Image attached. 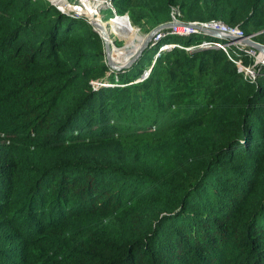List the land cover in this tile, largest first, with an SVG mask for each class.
I'll use <instances>...</instances> for the list:
<instances>
[{
	"label": "trees",
	"instance_id": "1",
	"mask_svg": "<svg viewBox=\"0 0 264 264\" xmlns=\"http://www.w3.org/2000/svg\"><path fill=\"white\" fill-rule=\"evenodd\" d=\"M112 4L264 44V0ZM204 41L225 42L169 34L112 71L86 19L0 0V264H264V71Z\"/></svg>",
	"mask_w": 264,
	"mask_h": 264
},
{
	"label": "built area",
	"instance_id": "2",
	"mask_svg": "<svg viewBox=\"0 0 264 264\" xmlns=\"http://www.w3.org/2000/svg\"><path fill=\"white\" fill-rule=\"evenodd\" d=\"M71 2L70 0H65L66 5L64 8H59V10L62 11V13H65L71 17L75 18H84L86 19L89 24H92L93 21L90 17H88L85 13L89 11L88 9L94 7L96 8V12L100 10L102 6L109 5L108 7L111 8L112 13L114 16L110 21L116 20L120 15H118L116 9L114 8L112 4V0H78ZM55 5V4H54ZM109 8V9H110ZM177 13V14H176ZM98 14H96L97 16ZM181 14L178 12L177 9H174L172 12V22L173 26L163 29L159 31L152 40V45H156L158 41L169 34H177L180 36H188L194 33L197 34H204L208 35L204 32L206 31H214L222 35V37L217 38L219 40H223L225 42H217V41H204L202 44H200L198 49H204V50H216L221 49L224 51L229 57L230 52L238 53L243 52L250 63L247 64L242 59L234 60V63L236 67L239 69V71L244 75L246 80H249L251 83H256L257 78L260 77L262 72L264 71V51H260L256 49L255 47H252L244 42L245 39H250L253 42H257L255 40L256 35H246L243 33V31L239 27H232L220 20H211V21H197V22H184L180 19ZM121 18H126L128 21H130V18L128 15H121ZM130 24L132 25L131 21ZM183 28L182 32H178V28ZM260 34V33H259ZM259 43V42H257ZM110 44L113 45V42L110 41ZM264 47L263 43H259ZM114 46V45H113ZM175 47H181L177 44H165L162 45L159 48L158 57L160 53L163 51L171 50ZM195 47L187 48V51L194 50ZM150 71H145L143 78H147Z\"/></svg>",
	"mask_w": 264,
	"mask_h": 264
},
{
	"label": "rangeland",
	"instance_id": "3",
	"mask_svg": "<svg viewBox=\"0 0 264 264\" xmlns=\"http://www.w3.org/2000/svg\"><path fill=\"white\" fill-rule=\"evenodd\" d=\"M59 3L62 2V0H57ZM56 0L53 1V3H57ZM71 2L77 1L78 0H70ZM109 5H104L100 8L98 13L96 12V8L92 7L88 9L85 14L90 17L92 20H100L102 23H107L112 19L114 14L111 11V8L108 7ZM56 7V6H55ZM110 8V9H109ZM96 14H98L96 16ZM177 14V13H176ZM121 16V15H120ZM114 24L110 26V34L112 36L111 41L113 42V45H111V49L113 47L115 48L114 51H112V56L114 58V61L119 64H125L129 59L133 56V53H135L141 46V43L145 41V37L149 34L146 32L144 29L137 28L135 26L130 25V21L125 18H117L116 21L112 20ZM172 21H169L170 23ZM115 24L117 25L118 28V33L115 31ZM167 24V23H166ZM130 25V26H129ZM108 27V25H106ZM123 28V29H120ZM183 28H178V32H182ZM100 36V35H99ZM101 37V36H100ZM126 47V48H125ZM105 51V50H104ZM125 52H128L129 57L126 56L125 59L122 57L125 55ZM115 53L120 54L121 58L117 59L115 58ZM108 59V55H106V60ZM108 63V60H107Z\"/></svg>",
	"mask_w": 264,
	"mask_h": 264
},
{
	"label": "water",
	"instance_id": "4",
	"mask_svg": "<svg viewBox=\"0 0 264 264\" xmlns=\"http://www.w3.org/2000/svg\"><path fill=\"white\" fill-rule=\"evenodd\" d=\"M51 4L54 5L53 3H51ZM91 26L93 27L94 31L97 32L101 36V38H102V40L104 42V49H105L106 55H108V59L107 60H108V66L110 67V69L112 71H123V70L129 69L132 65H134L141 58V56L143 55L145 50L149 48L150 43L152 42L154 36L159 31L173 26V23H167V24L158 26L155 29H153L145 37V41L143 42L142 46L139 48L137 53L134 55L133 59L129 63L124 65V66H116L109 59L110 50H111V48H110L111 44H110V41H109V36H108L106 27L103 28V27H101V25L94 24V23H92ZM100 28H101V30H100ZM204 32L207 33L208 35L216 37V38L222 37V35H220L217 32H214V31L211 32V31L204 30ZM244 42L247 43L248 45L252 46V47H255L256 49H258L260 51H264V47L261 44L257 43V42H253L250 39H245Z\"/></svg>",
	"mask_w": 264,
	"mask_h": 264
},
{
	"label": "bare ground",
	"instance_id": "5",
	"mask_svg": "<svg viewBox=\"0 0 264 264\" xmlns=\"http://www.w3.org/2000/svg\"><path fill=\"white\" fill-rule=\"evenodd\" d=\"M49 1H51L52 3H53V1L54 0H49ZM57 1V0H56ZM53 4H55V6H57V7H59V8H64L65 7V5H66V2H65V0H62V2H58L57 1V3L55 2V3H53ZM120 17V16H119ZM118 17V18H119ZM121 18V17H120ZM93 21V23L94 24H98V25H101V27H106V29H107V33H108V36H109V41H111V38H112V36H111V34H110V26L111 25H113L114 23L113 22H111V21H109V22H107L106 24L105 23H102L100 20H98V19H96V20H92ZM114 21H116V20H114ZM129 22V21H128ZM130 24V23H129ZM106 25H108V27L106 26ZM131 25V24H130ZM129 25V26H130ZM115 31H116V33H118V28H117V25L115 24ZM120 29H123V28H120ZM100 30H101V28H100ZM142 44L143 43H141V46H142ZM140 46V47H141ZM126 48V47H125ZM114 47H113V49H111L110 50V57H109V59H110V61L114 64V65H116V66H124V65H126L127 63H129L132 59H133V57H134V55L137 53V51L139 50H137L135 53H133V56L129 59V61H127L125 64H119V63H116L115 61H114V58H113V56H112V51H114ZM115 55V58H117V59H119V58H121V55L120 54H117V53H115L114 54ZM126 56H128L129 57V54H128V52H125V55L122 57L123 59H125L126 58Z\"/></svg>",
	"mask_w": 264,
	"mask_h": 264
},
{
	"label": "clouds",
	"instance_id": "6",
	"mask_svg": "<svg viewBox=\"0 0 264 264\" xmlns=\"http://www.w3.org/2000/svg\"><path fill=\"white\" fill-rule=\"evenodd\" d=\"M47 1H49V0H47ZM50 3H52L51 1H49ZM52 5V4H51ZM53 6H55V5H53ZM57 8V7H56ZM58 9V8H57ZM59 10V9H58ZM59 11H61V10H59ZM62 12V11H61ZM127 15V14H126ZM91 25V24H90ZM148 71V70H147Z\"/></svg>",
	"mask_w": 264,
	"mask_h": 264
}]
</instances>
